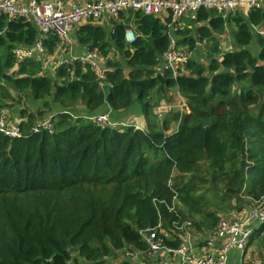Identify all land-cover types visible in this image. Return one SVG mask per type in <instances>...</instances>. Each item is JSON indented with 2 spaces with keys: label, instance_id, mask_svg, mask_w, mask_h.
Segmentation results:
<instances>
[{
  "label": "trees",
  "instance_id": "trees-1",
  "mask_svg": "<svg viewBox=\"0 0 264 264\" xmlns=\"http://www.w3.org/2000/svg\"><path fill=\"white\" fill-rule=\"evenodd\" d=\"M188 21L195 33L180 31L181 45L212 44L205 61L187 60L186 74L156 73L171 37L160 17L141 12L133 28L115 22L110 34L92 20L78 27L79 44L106 58L104 71L76 60L51 74L41 60L13 54L35 44L36 25L0 12V111L20 117L22 132L0 133V264H104L124 253L120 264H149L154 259L135 262L127 251L148 249L140 231L158 222L153 198L171 204L177 194V214L159 205L168 232L181 218L204 233L220 211L264 201V37L253 27L264 26V8L230 17L237 49L219 59L225 19L201 9ZM58 43L53 34L43 40L49 54ZM113 45L118 58L109 57ZM173 89L187 110L161 117L157 109ZM23 94L35 109L21 107ZM107 105L138 111L146 127L98 124L93 117ZM49 116L51 129L32 131ZM173 123L176 131L165 133Z\"/></svg>",
  "mask_w": 264,
  "mask_h": 264
},
{
  "label": "built area",
  "instance_id": "built-area-1",
  "mask_svg": "<svg viewBox=\"0 0 264 264\" xmlns=\"http://www.w3.org/2000/svg\"><path fill=\"white\" fill-rule=\"evenodd\" d=\"M241 4L248 5L251 10L259 9L263 8L264 0H91L69 10L63 9L58 3L52 1L0 0V12L6 13L10 20L23 17L26 21H32L38 28L39 36L33 46L18 45L13 49L17 61L29 58L44 61L48 52L43 40L50 34L57 36L64 48L70 44L69 33L75 26L83 21L101 20L105 13L115 18H122L131 11L160 18L166 16L167 32L170 33L171 39L168 50L158 59L155 71L164 76L168 70H171L176 76L179 73H187L185 64L191 58V52L178 47L171 29L182 28L181 23L186 18L196 20L201 9L214 10L225 19L229 14L235 13ZM126 37L129 42L135 40L132 29H127ZM76 60L83 64H90L98 72L104 71L105 59L97 49L87 48L86 53L73 56L63 63L72 64ZM186 103V99L181 96L176 104L181 113L186 112ZM93 120L101 125L113 126L105 114L96 115ZM20 123L21 119L12 118L9 110L0 111V133L10 137H20L22 134ZM51 127V116H49L37 122L32 131L40 132L42 129H51ZM168 186L173 187L172 179L168 181ZM176 202L177 194L174 195L171 204L164 199L153 198L159 219L155 226L140 231L148 243L147 251L138 249L127 251V255L133 261L143 262L157 258L160 264H172L171 259L178 261V264H227L231 250H239L243 253L247 249L252 237L248 219L221 217L213 230L204 233L197 231L192 221L177 218L173 220L171 231L168 232L159 205L164 203L170 211L176 212ZM248 208L250 215L259 217L260 222L264 223V201L254 202ZM163 236L169 237L170 241L179 238L181 243L178 247H174L168 244ZM197 243L202 246V250L195 252L194 247Z\"/></svg>",
  "mask_w": 264,
  "mask_h": 264
},
{
  "label": "crops",
  "instance_id": "crops-1",
  "mask_svg": "<svg viewBox=\"0 0 264 264\" xmlns=\"http://www.w3.org/2000/svg\"><path fill=\"white\" fill-rule=\"evenodd\" d=\"M45 1H51V0H45ZM91 0H56V3H58L63 9L69 10L72 9L76 5H84ZM249 10V6L246 4H241L238 6V9L235 13L229 14L225 18V31L222 32L221 34H216V38L218 42H220V53L216 55V57L219 59L225 52L233 51L237 49V45L235 43V36L237 33V27L236 25L230 21V17L237 15V14H242L244 16H248L247 14V9ZM264 8V5H263ZM261 9V8H260ZM134 13L135 11H131L127 13L126 15H123L122 18H115L111 17L108 13H105V16L98 21H95L98 24H101L107 28V30L110 32L113 30L115 22H120V21H127V24L130 28H133L134 26ZM163 23H166V16L161 17ZM188 20L190 19H185L182 21L181 25L182 28H172L171 33L176 40V43H178V47L188 50L191 52V58L195 56L201 61H205V55H207V49H206V44H212V41L207 40L206 43H198L196 48L194 50H191L189 46L186 45H181L179 42L183 38V35L180 31H183L185 29H191V35L195 33V25L193 23L191 24ZM89 21H83L79 25L75 26L74 29L69 33L70 37V44H68L66 47L62 48V45L58 43L55 52L52 54L47 53V55L44 57V61L42 63L44 65L49 66V70L51 74H54L56 67L63 63V61L71 59L73 56H79L81 54H84L87 52V48L85 46H81L78 42L77 39V30L78 27L84 23H87ZM177 25V24H176ZM257 32L264 37V26L262 28L261 25L258 26H253ZM127 38V37H126ZM128 40V39H127ZM204 49H201V47ZM261 47H259L260 49ZM117 58L120 56L119 51L116 49V46L113 45V50L109 53V57H116ZM102 56V55H101ZM106 62V58L103 57ZM105 65V63H104ZM45 69V67H43ZM49 73V72H48ZM173 94V99L171 98L169 101L166 99L162 100V104L159 106L157 109V112H159V115L161 117L167 116L168 112L171 111V109L175 111H178V108L176 107V104L181 99V93L177 92L175 89L171 92ZM170 93V94H171ZM105 113L109 119L112 121H118L122 123H131V124H136L140 125L141 127L145 128L146 127V121L144 117L140 114H138V111H128V110H123V111H113L112 108L107 105L105 106ZM139 123V124H138ZM177 125L174 123L171 124L170 128L166 130L165 133L170 134L176 131ZM250 205H244L241 208L237 209H230L232 210L230 212V218L238 217L240 219H248L249 224L248 227L252 229V237L250 240V243L247 247V249L242 253L239 250H231L229 252V261L227 264H239V263H244V264H259L263 263L264 264V223L260 222L258 225L254 224L255 223V215H250L249 207ZM221 216V215H220ZM252 226V227H251ZM195 242L197 240L193 239ZM202 250V246L200 244H196L194 247V251L198 252ZM121 257L123 255H120ZM120 256L116 257H111L108 258L107 261L104 264H120ZM124 257V256H123ZM179 258V257H178ZM159 263L158 259L154 260L153 263ZM172 264H178V261L172 260Z\"/></svg>",
  "mask_w": 264,
  "mask_h": 264
},
{
  "label": "rangeland",
  "instance_id": "rangeland-1",
  "mask_svg": "<svg viewBox=\"0 0 264 264\" xmlns=\"http://www.w3.org/2000/svg\"><path fill=\"white\" fill-rule=\"evenodd\" d=\"M52 2H54V3H56V0H51ZM201 47V46H200ZM201 49H204L203 47H201ZM43 67H45V69H44V71L43 72H49L50 73V70H49V66H47V65H44L43 64ZM14 94L15 95H18V93L16 94V92H14ZM17 97H19V96H17ZM21 107H27V108H34L35 109V107H32L33 106V104L30 102V100L26 97V95H25V97H24V94L23 95H21ZM48 115V114H47ZM49 115H51V113H49ZM13 118H15V117H13ZM20 118V117H19ZM21 119V118H20ZM139 124V123H138ZM140 126V125H139ZM141 127V126H140ZM173 175H175V172L173 173ZM220 199V198H219ZM242 199H246V198H244V197H242ZM249 202V201H248ZM210 209H214V210H216L217 209V207L216 206H214V205H211L210 206ZM232 210H230V209H226V210H224V211H220L221 213H220V218L222 217V218H224V217H230V212H231ZM199 231V230H198ZM149 263V262H148ZM149 264H159L158 262L157 263H149Z\"/></svg>",
  "mask_w": 264,
  "mask_h": 264
},
{
  "label": "water",
  "instance_id": "water-1",
  "mask_svg": "<svg viewBox=\"0 0 264 264\" xmlns=\"http://www.w3.org/2000/svg\"><path fill=\"white\" fill-rule=\"evenodd\" d=\"M259 223H260L259 217H256V218H255V223H254V224H257V225H258ZM251 227H252V226H251Z\"/></svg>",
  "mask_w": 264,
  "mask_h": 264
}]
</instances>
